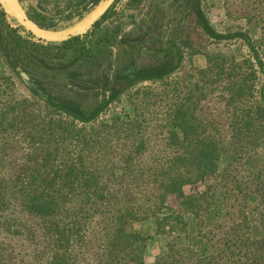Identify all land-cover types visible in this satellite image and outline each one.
<instances>
[{"label":"rangeland","instance_id":"374dc122","mask_svg":"<svg viewBox=\"0 0 264 264\" xmlns=\"http://www.w3.org/2000/svg\"><path fill=\"white\" fill-rule=\"evenodd\" d=\"M97 1L16 0L23 13L20 18L0 0L6 12V17L0 16V34L7 36L10 25L18 28L28 39L25 51L39 50L53 64L46 68L29 62L30 76L39 84V91L89 108L109 100L119 75L133 77L141 67L168 57L180 62L177 69L161 79L135 80L109 101L99 116L82 122L68 119L66 112L56 109L61 101H49L33 89L8 64L0 46V107L8 106L12 111L0 127V177L9 178L8 174L18 171V161L6 153L11 150H2L4 143L14 138L27 146L20 133L9 134L15 131L12 125L18 124L22 106L36 117L28 128L41 131L46 140L51 138V127L56 125V131L67 128L62 133L58 161L62 168L85 163L98 176L97 188L105 189L107 197L121 194L119 200L93 197L89 205L130 204L134 199L142 202L138 200L141 195L133 197L146 186L141 175L147 178L163 161L188 153V144H175L170 130L174 112L180 107L191 108L195 122L205 128L201 136L218 141L220 169L205 181L184 187L187 195L199 197L192 212H187L181 198L172 196L169 209L160 216L169 215L172 209L184 213L185 220L204 221L198 236H205L210 253L221 258L222 264L230 258V264H264V120H254L247 129L241 120L242 111L256 99L264 105L260 99L264 75L259 74L255 82L253 98L233 100L229 86L246 75L239 74L235 64L246 60L256 63V55L242 37H210L195 15L198 4L218 33L248 34L264 62V0H112L99 26L89 23L77 29L87 20L89 4ZM32 18L57 34L54 39H45L60 41H42L39 35H32L27 25V21L35 23ZM78 30L77 39H59ZM33 40L39 44H32ZM64 43L67 45L61 48ZM210 67L219 74L216 80ZM71 70H76L74 76ZM75 79L82 88L73 86ZM48 102L56 106L46 105ZM7 186L13 193L7 196L10 206L0 210V264H23V257L33 264H48L53 248L43 234L44 220L26 215L15 205L18 199L14 192L20 181L13 180ZM85 198H74L72 204L84 205ZM97 216L94 218L103 217ZM109 222L107 218L101 233L106 241L111 233ZM129 228L148 237L144 252L147 264H156L160 255L170 254L168 243L174 233L157 231L153 220L136 222Z\"/></svg>","mask_w":264,"mask_h":264},{"label":"trees","instance_id":"16d2710c","mask_svg":"<svg viewBox=\"0 0 264 264\" xmlns=\"http://www.w3.org/2000/svg\"><path fill=\"white\" fill-rule=\"evenodd\" d=\"M1 11L6 17L5 10H0V13ZM32 19L40 27L49 29V26H45L34 18ZM198 21L204 32L210 37L217 40L242 37L255 53L256 63L246 60L244 64H248L247 67L243 63L235 64V67H238V71L237 68L235 71L246 75L237 78L229 86L233 100L253 98L254 91L257 89L255 82L260 78L259 74L264 75V62L259 57L251 37L244 33H218L201 10H198ZM98 25L99 23L96 22L95 27ZM9 27L7 36L0 34V46L8 64L17 73L26 71L30 74L28 65L32 61L40 63L46 68L53 67V64L49 63L39 50H36V53L26 52L25 43L28 42V39L20 33L18 28L11 25ZM32 44L38 45L39 42L33 40ZM66 45L67 43H64L61 48ZM179 63L174 58L168 57L141 67L136 72L135 79L119 76L118 86L110 90L111 96L104 103L97 102L89 108H85L77 102L67 103V101L59 99L62 104L56 109L66 112L68 119L89 122L99 116L106 108V104L114 100L135 80L164 78L176 70ZM210 70L213 71L214 68L210 67ZM70 73L74 76L76 70H71ZM214 75L216 80L219 74L215 72ZM73 86L77 89L83 87L77 79H75ZM260 95V99L262 98L261 100L264 102V86L260 90ZM254 103L250 108H245L242 111L241 120L246 129L252 126L254 120H264V105L258 103V99ZM46 105L56 106L52 102H48ZM19 108L20 115L17 117L19 122L12 125L15 127V131H10L9 134L20 133L27 146H21L20 140L14 138L13 142L4 143L2 150H11L6 153L18 161L16 163L18 171L13 175L8 174L7 177L9 178L0 177V210L5 211L10 206L11 200L7 196L13 192L10 191L7 183L13 180L20 181V188L14 192L18 199L15 205L19 211L26 215L44 220L43 234L48 236L53 248L48 264H147L144 252L148 237L142 232H134L129 228L133 223L145 220H153L157 231L174 233L168 243L170 254L167 256L160 255L156 264H191L193 260H196L197 264H222L219 260L221 258L210 253V244L209 241L204 240L205 236H198V227L204 221L185 220L184 213H178L172 209L169 215L160 216L163 210L169 209L168 201L172 196L181 198L182 205L188 209L187 212H192V209L197 206L199 197L187 195L184 187L205 181L220 169L221 152L218 141L210 136H201L205 128L202 124L195 122V116L190 111L191 108L180 107L174 112L170 130L171 139L175 144H188V153L163 161L159 169L147 178L141 175L146 186L136 191L133 197L137 198L138 195H141L138 200L139 198L140 200L143 199L142 202H136L134 199L130 204H122L117 201L99 207H97V203L89 205L88 201H91L93 197L106 201H108L106 198L114 197L117 200L118 197L119 200L121 194L116 196L112 194L113 197H107L105 189L97 188L98 176L85 163L80 165L72 163L62 168L58 161L61 145L64 141L62 133H65L67 128L63 126L62 130L56 131V125L51 127V138L46 140L45 136H40L41 131L37 132L33 128H28V124L36 118L34 112L29 114V111L22 106ZM8 109V106L0 107V127L3 126L7 115L12 112ZM44 133L47 134V131ZM13 152H16L17 155H13ZM77 197H86L87 203L81 206L73 205L72 200ZM97 215L103 217L94 218ZM107 218L110 220L111 233L107 236L106 241L102 238V236L105 237V234L102 235L101 233H104L103 223ZM78 249L79 252H77ZM22 261L23 264L25 261V264H33L27 257H23ZM230 262L231 258L225 264H230Z\"/></svg>","mask_w":264,"mask_h":264},{"label":"bare ground","instance_id":"6f19581e","mask_svg":"<svg viewBox=\"0 0 264 264\" xmlns=\"http://www.w3.org/2000/svg\"><path fill=\"white\" fill-rule=\"evenodd\" d=\"M5 3L7 4V7L17 15V17L20 16V18H23V13L20 10V8L17 5L16 0H4ZM106 8V7H105ZM104 6H100L97 8L90 16L92 20L96 19L98 15L102 13V11L105 9ZM90 20L87 19L84 23H82L80 26H78L77 29L84 28L87 25H89ZM27 25L39 36L44 37V38H49V39H54L57 37V34L45 29H42L35 25L33 22L27 21ZM77 32H81V30H78ZM59 39H62V36L59 37Z\"/></svg>","mask_w":264,"mask_h":264},{"label":"water","instance_id":"95a60500","mask_svg":"<svg viewBox=\"0 0 264 264\" xmlns=\"http://www.w3.org/2000/svg\"><path fill=\"white\" fill-rule=\"evenodd\" d=\"M112 0H101L99 2L98 5L95 6V8L90 12V14L88 15V17L86 19H90V15L97 9L99 8L100 6H104V8L111 2ZM93 4L90 6L92 7ZM95 19L94 20H91L90 24L94 23ZM77 33L79 32H74V33H69V34H64V35H61L62 36V39L61 40H68L72 37H74ZM59 41V40H58ZM20 74L22 76V78L33 88L35 89L36 91H38L40 93V95L44 96L45 99L49 100V101H52V102H55V103H59L60 104V100L58 98H54V97H51V96H48V95H44L41 91H39L40 89V86L39 84L36 82V80H34L30 74L26 71H20Z\"/></svg>","mask_w":264,"mask_h":264},{"label":"flooded vegetation","instance_id":"af4514ba","mask_svg":"<svg viewBox=\"0 0 264 264\" xmlns=\"http://www.w3.org/2000/svg\"><path fill=\"white\" fill-rule=\"evenodd\" d=\"M101 0H98L97 2H91V4H89V8H88V15L90 14V12L95 8V6L96 5H98L99 4V2H100ZM111 3V2H110ZM109 3V4H110ZM93 4V6L92 7H90L91 5ZM109 4L106 6V8L103 10V12L98 16V18H96L95 19V21H94V23H92V24H90L89 26H91V27H95V23L96 22H98V23H100V20L99 19H104L105 17H106V15H105V13L107 12L106 11V9H107V7L109 6ZM2 7V6H1ZM0 7V10H3L2 8ZM198 10H201L202 12H203V10L201 9V7L198 5V4H196V8H195V15L197 16V19H198ZM203 14L205 15V13L203 12ZM1 15H4V13L2 14V11H1V13H0V16ZM88 15H87V17H88ZM5 16V15H4ZM206 16V15H205ZM86 17V18H87ZM85 18V19H86ZM1 22V21H0ZM35 22V21H34ZM199 22V21H198ZM34 24H36L38 27H40L36 22L34 23ZM200 24V23H199ZM99 26V25H98ZM200 26H201V24H200ZM202 27V26H201ZM40 28H42V27H40ZM42 29H46V28H42ZM46 30H50V31H52V29H46ZM54 32V31H53ZM34 31H32L31 30V34L32 35H34ZM36 34V33H35ZM78 34H80V33H77L74 37H72V38H75V37H79V35ZM72 38H70V39H72ZM40 39L42 40V41H47V42H55V41H58V40H47V39H45V38H43V37H41L40 36ZM70 39H68V40H70ZM60 41V40H59ZM138 72V71H137ZM136 74V73H135ZM119 76H128L129 77V79H135V75L132 77V76H129V75H119ZM119 76H117V81H116V83H115V85H114V87L112 88L111 87V89L113 90L116 86H118V84H119V79H118V77Z\"/></svg>","mask_w":264,"mask_h":264}]
</instances>
